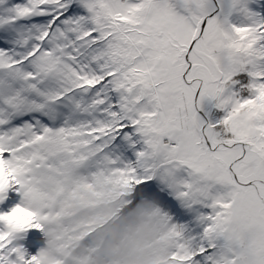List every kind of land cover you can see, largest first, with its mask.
I'll use <instances>...</instances> for the list:
<instances>
[{
    "label": "snow or ice",
    "instance_id": "1",
    "mask_svg": "<svg viewBox=\"0 0 264 264\" xmlns=\"http://www.w3.org/2000/svg\"><path fill=\"white\" fill-rule=\"evenodd\" d=\"M0 264H264V0H0Z\"/></svg>",
    "mask_w": 264,
    "mask_h": 264
}]
</instances>
